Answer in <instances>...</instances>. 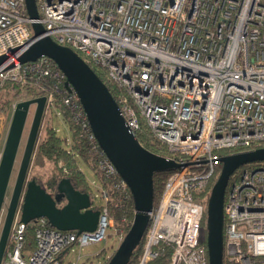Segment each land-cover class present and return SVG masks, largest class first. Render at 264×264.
Segmentation results:
<instances>
[{"label":"built area","instance_id":"built-area-1","mask_svg":"<svg viewBox=\"0 0 264 264\" xmlns=\"http://www.w3.org/2000/svg\"><path fill=\"white\" fill-rule=\"evenodd\" d=\"M35 1L37 19L29 18L25 0H0V57H7L0 88L31 81L46 99L44 112L59 97L99 155L97 170L121 208L131 198L129 188L98 147L65 75L46 57L23 64L15 59L31 43V24L37 22L92 70L101 69L118 89L115 102L135 138L144 125L151 141L167 150L164 157L178 165L168 171L149 213L137 264L157 258L160 243L171 248L168 264H207L200 236L208 197H198L220 170L218 152L264 147V0ZM4 122L0 114V139ZM254 164L225 191L222 264H264V162ZM97 190L103 204L91 232L59 231L43 217L25 224L17 210L0 264H63L74 246L105 240L109 196ZM29 224L31 251L25 250Z\"/></svg>","mask_w":264,"mask_h":264},{"label":"water","instance_id":"water-1","mask_svg":"<svg viewBox=\"0 0 264 264\" xmlns=\"http://www.w3.org/2000/svg\"><path fill=\"white\" fill-rule=\"evenodd\" d=\"M31 19L38 18L35 0H25ZM31 43L21 50L19 64L34 62L40 57L50 59L65 75V87L73 90L84 110L92 135L102 154L111 162L119 177L129 188L133 219L129 230L105 264H124L128 254L143 236L149 213L153 208V175L176 169L172 160L146 150L126 126L121 111L106 85L72 49L59 45L40 23L31 24ZM13 52V51H12ZM0 57V66L6 61ZM13 63L5 67L9 69ZM45 97L38 96L16 103L0 157V261L4 255L12 221L17 210L20 221L28 224L45 218L59 231L91 232L98 223L99 210L88 193L76 190L63 178L51 195L34 179H28L29 167L36 146L45 108ZM31 108L33 113L21 152L17 172L6 202L8 185L17 159L20 143ZM220 170L210 189L205 210V250L207 264H222L223 203L229 177L242 166L264 162V147L222 155ZM58 204H61L58 206Z\"/></svg>","mask_w":264,"mask_h":264},{"label":"trees","instance_id":"trees-1","mask_svg":"<svg viewBox=\"0 0 264 264\" xmlns=\"http://www.w3.org/2000/svg\"><path fill=\"white\" fill-rule=\"evenodd\" d=\"M93 71L106 85L113 99L116 100L118 89L107 79L105 73L101 69L93 68ZM39 95L40 93L38 89L31 83V81H28L25 85L17 82H6L0 88V108L5 109L13 102V100L31 99L38 97ZM44 116L45 121L41 126V130H39L41 135L40 138L37 139L38 141L35 146V158H38L39 162L43 160L48 162L51 164L52 168L45 180L41 179V176L39 175H32L31 178L34 179L36 183L40 184L41 187L51 195L56 192L57 183L61 179L67 178L76 190L82 193H88L94 200V194L90 187V183L80 168V164H85L97 177V187L106 190L108 193L109 199L105 202L108 209V216L114 220V225L118 229H123L124 237L129 230L134 214L131 198L124 200V204L121 208L114 205L118 196L113 190L111 183L97 170V162L100 159L99 155L94 154L90 150L88 139L80 136V131L72 122L69 111L62 105L59 97H57L54 109H50L47 112V115ZM57 116H60L62 118V122L67 126L69 138L58 136L56 128L51 123V120ZM136 139L146 150L162 157L167 155V150L164 146L151 141V137L144 125L142 126L141 131L136 135ZM260 146H264V144ZM240 150L241 149L221 150L218 154L225 155L233 152H239ZM258 165L259 164L245 165L234 171V173L229 177L226 191L229 185H231L236 177L243 171L246 169H252ZM218 171L219 169H217V172ZM217 172L210 180L206 190L198 197L199 200H205L209 196L211 186L218 174ZM168 174L169 172H164L153 175L154 205L159 200L164 181ZM94 206L98 209L102 207V205L97 206L95 204ZM122 219L124 221H122ZM33 229V224H29L25 232V250L27 251H31L34 247ZM144 237L145 232L136 246L131 250V252H129L128 259L124 264L138 263L143 251ZM200 243L203 245L205 244V230L202 231L200 236ZM156 250L160 253V255L149 264H168L170 260L171 248L168 245L160 243L156 246ZM61 259H63V256Z\"/></svg>","mask_w":264,"mask_h":264},{"label":"rangeland","instance_id":"rangeland-1","mask_svg":"<svg viewBox=\"0 0 264 264\" xmlns=\"http://www.w3.org/2000/svg\"><path fill=\"white\" fill-rule=\"evenodd\" d=\"M21 100H26V99L13 100V102L9 106H7L5 109L0 108V114H3L5 117V122H4V126H3V134H2V137L0 139V151L2 150L3 142L5 141L4 139H5V136L7 134L8 127H9L11 115H12V112L14 109L13 105H16V103L21 101ZM48 111L49 110L44 112V115H47ZM32 113H33V108H31L30 114H29L27 122H26V126H25L24 133H23V138H22V141L20 143V148L18 151L17 159H16L14 169L12 172V177L10 178V182L8 185L6 202L8 201L10 191L12 188V184H13L16 172H17V168L19 165L20 157H21V152H22L23 145H24L26 135L28 132ZM44 121H45V116L42 119L41 126H42ZM51 123L56 128L58 136L64 137V138H69L68 128L62 122V118L60 116H57L56 118L54 117L51 120ZM41 126H40L39 130H41ZM40 135H41V132L39 131L37 139L40 138ZM51 168H52V166L48 162H46L44 160L39 162L38 158H35V149H34L33 157L31 160L30 167H29L28 179H32L31 178L32 175H39V176H41V179L45 180L47 178ZM80 168L82 169V171L85 174L88 182L90 183V187L92 189L93 194H95V193L97 194V196L94 200V204L97 206L102 205L103 204V198L101 197L99 191L97 190V186H98L97 177L94 175V173L85 164H80ZM4 213H5V207L2 211V216L0 218V227H1V220L4 217ZM122 221H124V220L122 219ZM123 232H124L123 229H118L114 225V220L111 219L110 220V227L106 231L105 240H103L101 242L91 243V244H88V245H85L82 247L74 246L72 248V250L64 257L63 264H105L107 262L108 258L113 254V252L119 246L118 236L123 234Z\"/></svg>","mask_w":264,"mask_h":264},{"label":"flooded vegetation","instance_id":"flooded-vegetation-1","mask_svg":"<svg viewBox=\"0 0 264 264\" xmlns=\"http://www.w3.org/2000/svg\"><path fill=\"white\" fill-rule=\"evenodd\" d=\"M61 205V204H58V206Z\"/></svg>","mask_w":264,"mask_h":264},{"label":"crops","instance_id":"crops-1","mask_svg":"<svg viewBox=\"0 0 264 264\" xmlns=\"http://www.w3.org/2000/svg\"><path fill=\"white\" fill-rule=\"evenodd\" d=\"M66 256V255H65Z\"/></svg>","mask_w":264,"mask_h":264}]
</instances>
